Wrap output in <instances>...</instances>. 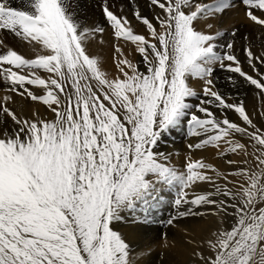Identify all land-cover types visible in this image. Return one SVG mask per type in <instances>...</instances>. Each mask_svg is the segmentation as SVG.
I'll return each mask as SVG.
<instances>
[{
	"label": "snow or ice",
	"instance_id": "6c2138e0",
	"mask_svg": "<svg viewBox=\"0 0 264 264\" xmlns=\"http://www.w3.org/2000/svg\"><path fill=\"white\" fill-rule=\"evenodd\" d=\"M16 3L0 0V30L36 54L26 58L0 40V82L6 85L0 98V264H135L113 222L138 204L147 210L157 186L165 185L178 187L177 208L192 206L180 217L202 216L193 208L212 206L219 218L192 252L196 264H264V126L215 84L218 65L264 97V71L257 66L264 65V53L242 48L256 73L250 75L235 54V29L232 39L218 43L224 31L196 27L236 0H149L153 11L159 9L152 19L138 8L132 15L151 39L135 33L128 16L103 0L114 38L135 45L144 67L140 71L116 45L114 77L87 50L89 39L105 29L84 27L72 0ZM239 3L245 18L264 29V0ZM190 78L203 82L202 98ZM228 80L235 82L231 75ZM7 93L42 103L54 118L17 113ZM213 106L232 110L243 124L218 118ZM185 121L191 136L202 137L188 148H213L230 170L191 156L183 171L162 162L168 159L157 151L162 136ZM202 184L211 190L189 198L188 190Z\"/></svg>",
	"mask_w": 264,
	"mask_h": 264
},
{
	"label": "rangeland",
	"instance_id": "374dc122",
	"mask_svg": "<svg viewBox=\"0 0 264 264\" xmlns=\"http://www.w3.org/2000/svg\"><path fill=\"white\" fill-rule=\"evenodd\" d=\"M196 1L204 3L212 2V0H195V2ZM11 2L13 6H18L16 0H11ZM72 3L78 5L76 11L84 27L94 28L98 25L105 29L102 34L96 33L94 37L89 39L87 50L89 54L92 52V55H97L101 61L104 60L105 62L102 63L104 67L108 64V70L106 67L104 71H107V73L111 71L109 76L112 77L113 75L114 77L117 74L115 66H113L115 65L113 56L116 45L121 47L125 57L139 65L140 71H144L141 57L135 51V45L131 44V42L116 40L114 38L112 30L108 26L100 8V4L103 3V0H72ZM108 3L111 6V10L118 15L123 14L128 16L131 21V26L137 34L145 35L147 34V29L146 26L135 19L132 15L133 11L138 8L142 15L150 19L159 12V9L156 11L151 10L148 6L149 0H108ZM202 19L203 20H200L196 25L198 30L213 33L217 30L225 32L224 37L218 38V43H224L232 39L231 32L233 29L236 30L235 54L241 60L243 69L250 75L255 76L256 73L252 72L247 64L242 48L245 45L251 46L254 53L258 56L264 53V29L254 25L245 18L244 6L239 3V0H236L234 7H230L223 13ZM153 22L155 23V21ZM207 23L213 24V28L208 29L206 26ZM156 26L159 28L158 24ZM146 36H148V34ZM245 36L248 37L247 40L244 39ZM148 38L151 39L150 36ZM0 40H3L7 46L14 48L26 58H32L36 54L33 52L30 45L6 30H0ZM94 41L97 42L94 43ZM101 41H103V43H101ZM217 50L221 51V49ZM116 57L119 59V54H116ZM107 59L111 64L108 63ZM257 66L264 71V65L258 64ZM215 72V84L217 89L223 92L225 96L229 98L230 102L238 103L243 101L254 123H256L258 127L264 126V117L260 116V113L264 112V97L258 94L259 90L255 89L254 86L244 83L243 78H240L238 74L229 73L226 70L220 69L218 65L215 67ZM42 75L46 74L42 73ZM230 75L233 76L234 83L228 80ZM188 82L193 89L200 93L199 98H202L203 82L196 78H190ZM5 87L6 85L0 82V98L6 94L3 90ZM33 90L37 91L35 88H33ZM7 94L12 95L13 99H15L14 102L9 101L8 106L17 113L25 116V109L30 110V106H34L33 108L36 112H40V114L45 113L48 117H53V114L42 103L33 102L30 99H25L18 95H13L12 93ZM37 94L43 93L37 91ZM199 98H192L190 102L193 104L198 103ZM213 110L216 111L218 118L226 116L233 122L243 124L238 114L234 113L232 110H219L215 109L214 106ZM192 111H196V109L193 108ZM199 115L203 116V114ZM200 139H202V137H194L189 134V126L185 121L162 136L157 146V151L164 153L168 157L166 161H162L163 163L175 167L179 171L184 170V164L189 156L193 159L202 158L205 162L212 163L221 171L230 170L224 164V160L217 156L213 148H188L189 144L198 143ZM244 140H247V137H244ZM227 158L238 159L235 155H229ZM220 183H223V181H220ZM178 190V187L173 188L166 185L162 187L157 186L152 196L151 206L147 208V210L138 204L135 209L123 211L121 213L122 218L119 221L113 222L114 229L121 232L126 241L129 242L135 264H196L197 258L192 256V252L196 248V245L201 244L202 239L206 238L211 231H215L219 225V218L212 214L215 211L212 206H197L193 208L194 211L204 213L202 216L189 215L180 217L178 215L179 211H186L188 207L192 206L182 205L177 208L175 200L178 196ZM209 190H211V188L207 184L194 186L192 189L188 190L189 198ZM173 217H175L173 223L171 225L168 224V220ZM230 224L231 220H226L225 227ZM189 239H193L195 244H188L187 240ZM165 244H167V247H165ZM202 250L204 249L202 248Z\"/></svg>",
	"mask_w": 264,
	"mask_h": 264
},
{
	"label": "bare ground",
	"instance_id": "6f19581e",
	"mask_svg": "<svg viewBox=\"0 0 264 264\" xmlns=\"http://www.w3.org/2000/svg\"><path fill=\"white\" fill-rule=\"evenodd\" d=\"M116 1H117V0H116ZM98 2H99V1H98ZM196 2H197V1H196ZM199 2H200V1H199ZM96 3H97V2H96ZM74 4H76V3H74ZM143 7H144V6H143ZM141 8H142V7H141ZM151 10H152V9H151ZM156 10H157V9H156ZM146 11H147V9H146ZM158 11H159V10H158ZM88 12H89V11H88ZM142 13H143V11H142ZM145 13H146V12H145ZM148 13H149V12H148ZM148 13H147V14H148ZM151 13H152V11H151ZM151 13H150V14H151ZM154 13H155V12H154ZM150 14H149V16H150ZM152 15H153V14H152ZM152 15H151V16H152ZM90 16H91V15H90ZM95 16H96V15H95ZM232 16H233V15H232ZM229 17H230V16H229ZM81 18H82V17H81ZM88 18H89V17H88ZM232 19H233V18H232ZM232 19H231V20H232ZM201 20H203V19H201ZM204 21H205V20H204ZM204 21H203V22H204ZM203 22H202V23H203ZM220 22H221V21H220ZM139 24H140V23H139ZM204 25H205V23H204ZM228 31H229V30H228ZM141 33H142V32H141ZM147 34H148V33H147ZM147 34H145V35H147ZM97 36H98V35H97ZM100 36H101V35H100ZM98 37H99V36H98ZM147 37H149V36H147ZM2 39H3V38H2ZM95 42H97V41H94V43H95ZM18 43H19V42H18ZM92 43H93V41H92ZM92 43H91V44H92ZM99 43H100V42H99ZM89 44H90V43H89ZM98 45H99V44H98ZM89 51H90V50H89ZM33 52H34V51H33ZM35 53H36V52H35ZM93 53H94V52H93ZM109 53H111V52H109ZM31 54H32V53H31ZM33 54H34V53H33ZM90 55H92V52H91ZM99 55H100V54H99ZM99 55H98V56H99ZM93 56H95V55H93ZM96 56H97V55H96ZM107 60H108V59H107ZM101 62L103 63V62H105V61L102 60ZM108 63H110L109 60H108ZM105 64H106V63H105ZM110 64H111V63H110ZM110 64H109V66L111 67ZM113 66H115V65H113ZM102 67H103V69H105V70H106V67H107V70H108V64H106L105 67L102 65ZM110 67H109V68H110ZM112 69H113V68H112ZM110 70H111V68H110ZM106 72H107V71H106ZM108 72H109V71H108ZM109 73L111 74V71H110ZM109 73H108V74H109ZM110 77H111V76H110ZM112 77H113V75H112ZM192 85H193V84H192ZM12 94L15 95L14 93H12ZM2 95H3V94H2ZM3 96H4V95H3ZM15 98H16V97H15ZM16 99H17V98H16ZM14 100H15V99H14ZM252 104H255V103H252ZM30 107H31L30 110H29V109H25V110H26V112H25V117H27V118H32V113L35 111L34 108H33L34 106H30ZM26 108H27V107H26ZM38 113H39V116H40L41 118H44V119H53V117H48V115L45 114V113H44V114H40V112H38Z\"/></svg>",
	"mask_w": 264,
	"mask_h": 264
}]
</instances>
